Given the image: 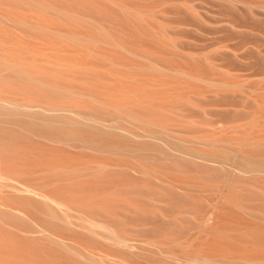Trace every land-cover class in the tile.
Wrapping results in <instances>:
<instances>
[{"label": "rangeland", "instance_id": "1", "mask_svg": "<svg viewBox=\"0 0 264 264\" xmlns=\"http://www.w3.org/2000/svg\"><path fill=\"white\" fill-rule=\"evenodd\" d=\"M0 100V264L264 263V0H0Z\"/></svg>", "mask_w": 264, "mask_h": 264}, {"label": "bare ground", "instance_id": "2", "mask_svg": "<svg viewBox=\"0 0 264 264\" xmlns=\"http://www.w3.org/2000/svg\"><path fill=\"white\" fill-rule=\"evenodd\" d=\"M6 105H8V106H9V105H12V106H14L13 108L16 107L17 109L20 108V107H22V109H23L24 111H25V110H26V111H27V110L29 111V110L31 109V107H30L31 105H30L29 107H26V106H19V104L8 103V102H5V101H3V100H0V106L3 107V106H6ZM9 107H11V106H9ZM11 108H12V107H11ZM22 109H21V110H22ZM62 111H63V110H62ZM41 113H44V112L42 111ZM8 181H9V180H8ZM8 181H7V182H8ZM4 184H5V183H4ZM7 184H8V183H7ZM10 184H11V183H10ZM19 184H20V183H19ZM19 184H16V185L18 186ZM3 186H4V185H3ZM14 186H15V185H14ZM22 186H23V184H22ZM22 186H21V187H22ZM1 187H2V186H1ZM23 187H25V186H23ZM2 188H4V187H2ZM13 188H14V187H13ZM16 188H17V187H16ZM18 188H20V187H18ZM18 188H17V189H18ZM17 189H15V190H17ZM21 189H22V188H21ZM29 189H30V188H29ZM25 190H26V187H25ZM30 190H31V189H30ZM30 190H28V187H27V191H30ZM33 190H34V189H33ZM21 191H23V190H21ZM23 192H24V191H23ZM29 193H30V192H29ZM34 193H35V191H34ZM37 195H38V194H37ZM43 199H44V200H48V198L45 199V197H43ZM48 201H50V200H48ZM59 205H60V204H59ZM64 209H65V208H64ZM67 210H68V209H67ZM63 211H64V210H63ZM68 211H69V210H68ZM64 218H65V217H64ZM65 219H66V218H65ZM62 221H63V220H62ZM88 223H89V222H88ZM65 224H66V223H65ZM67 225H68V224H67ZM69 225H70V224H69ZM91 225H92V224H91ZM109 233H110V232H109ZM114 236H115V235H114ZM114 236H113V237H114ZM116 238H117V237H116ZM116 238H114L116 241H119L120 243L124 244V245H122V248H123V246H125V242H126V241L121 240V239H118V238H117V239H118V240H117ZM127 246H129V245H126V247H127ZM66 247H67V246H66ZM119 248H120V247H119ZM124 248H125V247H124ZM129 248H130V247H129ZM120 249H121V248H120ZM136 249H137V248H136ZM71 250H72V249H71ZM123 250H124V249H123ZM75 252H76V251H75ZM75 252H74V253H75ZM128 252H129V251H128ZM131 252H132V251H131ZM75 255H77V253H76ZM80 256H81V255H80ZM80 256H79V257H80ZM84 258H86V257H84ZM87 258H89V257H87ZM91 258H92V257H91ZM167 258H168V257H167ZM199 259H201V258L199 257ZM199 259H197V260H199ZM85 260H86V259H85ZM172 260H173V259H172ZM192 260H194V259H192ZM192 260H191V261H192ZM197 260L194 261V264H195L196 262H197L196 264H222V263H219V262H217V261L212 262V260H208V259H206V258L203 259V260H199V261H197ZM92 261L94 262V260H92ZM92 261H91V262H92ZM174 261H175V260H174ZM89 263H90V262H89ZM102 263H103V262L101 261L100 264H102ZM175 263H177V262H175ZM191 263H192V262H191ZM98 264H99V263H98ZM162 264H163V263H162ZM186 264H187V263H186ZM230 264H231V263H230ZM233 264H234V263H233ZM248 264H264V263H263V262H253V263H252V262H251V263L249 262Z\"/></svg>", "mask_w": 264, "mask_h": 264}]
</instances>
